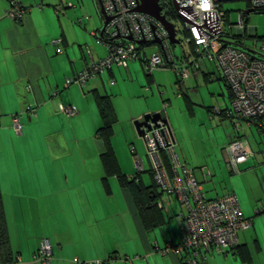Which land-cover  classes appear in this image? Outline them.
<instances>
[{
  "label": "crops",
  "instance_id": "obj_1",
  "mask_svg": "<svg viewBox=\"0 0 264 264\" xmlns=\"http://www.w3.org/2000/svg\"><path fill=\"white\" fill-rule=\"evenodd\" d=\"M19 1L26 15L12 21L6 16L9 0H0V208L12 254L0 264H39L31 258L43 239L51 245L52 264H182L181 256L170 250L182 242L181 215L187 206L153 181L150 158L134 123L162 110L179 157L194 170L203 191L209 182L216 195L210 198L234 193L242 214L253 218V227L238 235L239 247L211 251L198 264H264V212L255 213L264 206V145H256V134L263 143L264 137L243 120L237 132L219 113L228 108L230 95L226 83L209 80L218 76L214 64L203 62L180 92L162 91V70L149 74L139 60L127 67L116 64L82 87L68 85L69 77L107 54L98 41L97 1ZM191 52L173 51L175 62L187 64ZM120 95H127L124 106ZM100 99L109 104L108 147L98 134L103 122ZM60 104L73 105L77 113L68 117ZM19 112L22 133L16 134L11 115ZM209 112H216L228 131L225 142L213 130L203 140L195 133L199 119L205 120ZM236 133L246 138L251 156L238 164L239 178L229 181L225 147ZM107 148L128 180L137 173L134 158L141 160L136 181L140 189L123 183L114 170H105ZM149 199L161 207L148 208Z\"/></svg>",
  "mask_w": 264,
  "mask_h": 264
},
{
  "label": "built area",
  "instance_id": "obj_2",
  "mask_svg": "<svg viewBox=\"0 0 264 264\" xmlns=\"http://www.w3.org/2000/svg\"><path fill=\"white\" fill-rule=\"evenodd\" d=\"M96 1L104 17L98 41L105 45L107 54L103 59L92 60L69 77L68 85L77 83L82 87L94 76L116 64L127 67L129 61L139 60L149 74L156 69H173L180 89L184 88L191 74L200 69L203 62H210L214 64L218 76L228 84L230 103L223 112L224 117L233 122L237 132L239 121L243 120L247 125H253L264 137V36L254 39L248 47L243 38L235 39V43L227 41L234 35L225 30L227 12L221 9V2L233 0H174L187 42L194 54L188 65L175 62L166 26L152 15L137 10V0ZM247 1L251 10L264 13V0ZM25 15L26 8H23L19 0H9L7 17L12 21H21ZM105 18H109L106 23ZM243 22L242 13L236 23L235 36H243ZM140 40L145 41L147 46L141 48V43H138ZM58 42L59 39H56L53 43ZM150 48L152 50H146ZM216 77L213 74L209 80ZM166 105L163 103L162 109ZM59 109L68 117L77 113L73 105L60 104ZM163 111L159 112V118L148 121V126L142 127V139L156 185L165 193H175L180 202L187 206V212L181 215L185 231L182 242L174 245L170 251L181 256L182 264H198L211 251L220 253L236 247L239 244L238 235L253 227V218L242 214L240 204L232 192L218 198L206 196L194 170L179 157L174 133ZM22 116V112L11 115L12 128L16 134L22 133ZM225 155L227 167L239 173L238 164L251 156L246 138L234 134L227 142ZM134 159L136 171H141V160ZM155 205L161 207V202ZM261 211L264 212L263 205L255 213ZM38 247L31 259L39 264H52V250L48 240L43 239ZM77 262L109 264V260Z\"/></svg>",
  "mask_w": 264,
  "mask_h": 264
},
{
  "label": "rangeland",
  "instance_id": "obj_3",
  "mask_svg": "<svg viewBox=\"0 0 264 264\" xmlns=\"http://www.w3.org/2000/svg\"><path fill=\"white\" fill-rule=\"evenodd\" d=\"M161 1L164 2V4H166V5L170 4L172 6L171 0H161ZM221 9H223L225 12H227V21L225 22V24H226L225 30L230 31V33L232 35H234V37L228 38L227 41L233 43L235 41V39L243 38V40L245 42V46L248 47L249 45H252L254 39L264 36V13L262 11H258V12L250 11L249 13H247L246 20L244 19V22H243L245 24V29L243 30V33H242L243 36H240V37L235 36L237 33L236 23L238 22L239 15L242 13H245L246 10L250 9V5H249V2L247 0L222 1L221 2ZM94 14L97 17V21H98L97 26H99L101 28L103 25V17L96 14L95 8H94ZM169 19L176 26V29H177L176 38L180 39V42L175 44V47L172 49V51H176L178 54H181L183 51L187 53L190 49H189V43L187 42V37L185 36V33L183 31L184 26H183L182 19L180 18V16H178V14H175V13H174V15H169ZM148 51H150V50H148ZM193 55L194 54H192L188 60H190L193 57ZM181 64L188 65L186 63H181ZM161 72L163 73L164 81L161 82L162 84L159 85L160 89L162 91H166L168 93H170L172 91L174 92L173 88H176V90L179 91L178 86H177L178 77L175 74V72L173 71V69L168 68V69H165V71L162 70ZM167 73L169 74V76ZM192 75L193 74H191V76ZM174 81H175V83H173ZM200 85H202V88L204 89L205 87L203 85H206V84L204 81L201 80ZM180 90L184 91L185 89L180 88ZM155 94L156 95L158 94L156 89H155ZM126 98H127V95H120L118 97L120 106L121 105L124 106V104L127 101ZM197 102H198V100H197ZM159 103H160V105H162L160 100H159ZM197 106H199V105H197ZM160 107H159V110L161 109ZM121 108H123V107H121ZM200 108L202 109L201 111H203L204 113L207 114L206 108H204L203 106ZM208 115L209 116L211 115L212 118H209ZM208 115H207L205 120L199 119L200 120L199 125L196 122L198 125V129L195 130V133H197L198 136H200V138L203 140L206 138H210L211 135H209V132H211L213 130V132H216L220 142H222V138H223V141L225 142L226 141V132H228V131L223 130V125L218 123V120H217L218 114L216 112L210 114V112H209ZM211 120L212 121L214 120L213 121L214 122L213 128H211V123H212V122H210ZM229 131L231 132V128ZM221 132H223L222 135H221ZM257 136L258 135L256 134V141L258 142V144H256V145L258 146V145L262 144V147H263L264 143L261 142L259 136L258 137ZM228 171L225 173V179H228L229 181H234L235 178H239L237 173H235V172L229 173ZM222 180H224V179L222 178ZM237 182L238 181H236L234 183H236V185L239 186L240 183H237ZM204 185H205L204 186V192H206L207 195L209 196V197L208 196L207 197L208 198L215 197L216 196L215 192H213L212 186L209 184V182H205ZM241 187L243 188V185H240V188ZM220 190H221V187H219V191ZM224 192H226V191H224ZM238 194L241 196V193L238 192Z\"/></svg>",
  "mask_w": 264,
  "mask_h": 264
},
{
  "label": "trees",
  "instance_id": "obj_4",
  "mask_svg": "<svg viewBox=\"0 0 264 264\" xmlns=\"http://www.w3.org/2000/svg\"><path fill=\"white\" fill-rule=\"evenodd\" d=\"M162 1H160L161 3ZM161 4H164V2H162ZM170 5V4H169ZM23 8L25 7L23 4H22ZM255 12H258L257 10H254ZM167 14H170V15H174V11L173 9L169 8L168 7V11H167ZM244 14V13H243ZM246 17H247V14H244V19L246 20ZM232 43V42H231ZM235 43V42H233ZM153 44V42H152ZM141 48L143 46H147L145 45L144 43H141L140 44ZM151 45V44H150ZM173 47V45H172ZM191 45H189V49H190ZM245 47V46H244ZM146 50H152L151 48L150 49H146ZM191 55H192V52H191ZM216 78H218L219 80L223 81V79L220 77V76H217ZM224 82V81H223ZM226 82H224L225 84ZM227 87H228V84L226 83ZM100 101V113L102 115V118H103V122H102V126L98 129V134L103 138L104 140V143L105 145L108 147V142H109V134L111 132V127L112 125L109 124V116H110V112H109V104L105 101H103L102 99L99 100ZM225 110H221L219 113L222 114V116H224L223 112ZM256 130V129H255ZM258 133V132H257ZM259 134V133H258ZM260 135V134H259ZM261 136V135H260ZM262 137V136H261ZM263 138V137H262ZM102 160L104 161V168L107 172L111 171V170H114V172L118 173V177L119 179L123 182V183H127V184H132L134 185L133 187V190L134 188H136L137 190L141 188V185L140 183H137V178L138 176L140 175L139 171H137V173H135L133 175V177H130V179L128 180L127 178H125V176L122 174V173H119L118 172V167L116 165V162L114 160V154H113V151L110 150L109 148L106 149V152L104 153V156L102 157ZM150 170H151V167H150ZM151 175H152V178H153V174H152V170H151ZM154 181V180H153ZM148 190H150V187H148ZM151 192V191H150ZM137 193V192H136ZM135 198H136V201L138 199V195L135 194ZM146 206L148 208H155V209H159L160 207L159 206H156L155 205V202L152 201L151 199H149L147 202H146ZM1 207V206H0ZM7 232H6V228H5V224L3 222V217H2V212H1V208H0V263H4L7 261V259H10L11 258V251H10V248H8V238H7ZM236 247H239V245H237ZM234 247V248H236Z\"/></svg>",
  "mask_w": 264,
  "mask_h": 264
},
{
  "label": "water",
  "instance_id": "obj_5",
  "mask_svg": "<svg viewBox=\"0 0 264 264\" xmlns=\"http://www.w3.org/2000/svg\"><path fill=\"white\" fill-rule=\"evenodd\" d=\"M138 1V8L137 10H140L141 12L147 14V15H152L155 17L157 20H159L162 25L166 26L167 31H168V38L170 39L171 44L175 45V43H179L180 40L176 38V26L170 21L169 15L167 14V7L164 4L160 3V0H137ZM172 2V9L175 14H177L176 9L177 5L174 2V0H171ZM251 11V9L246 10L244 14H247ZM100 15L103 17V10H100ZM179 16V14H178ZM104 19V17H103ZM109 20V18H105V23ZM130 39V36H128ZM145 41L140 40L138 43H144ZM160 117L159 112H154V114L148 113L143 115V118L141 120H135V128L137 131V134L140 137H143V131L142 127L143 126H148V121H155V119Z\"/></svg>",
  "mask_w": 264,
  "mask_h": 264
},
{
  "label": "flooded vegetation",
  "instance_id": "obj_6",
  "mask_svg": "<svg viewBox=\"0 0 264 264\" xmlns=\"http://www.w3.org/2000/svg\"><path fill=\"white\" fill-rule=\"evenodd\" d=\"M161 1V0H160ZM162 3V2H161ZM166 7H167V10H168V7L171 9L172 8V6L171 5H166V4H164ZM169 17V16H168Z\"/></svg>",
  "mask_w": 264,
  "mask_h": 264
},
{
  "label": "bare ground",
  "instance_id": "obj_7",
  "mask_svg": "<svg viewBox=\"0 0 264 264\" xmlns=\"http://www.w3.org/2000/svg\"><path fill=\"white\" fill-rule=\"evenodd\" d=\"M251 11H253V10H251Z\"/></svg>",
  "mask_w": 264,
  "mask_h": 264
}]
</instances>
